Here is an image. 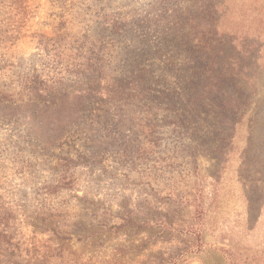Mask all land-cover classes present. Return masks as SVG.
I'll use <instances>...</instances> for the list:
<instances>
[{
  "label": "rangeland",
  "instance_id": "rangeland-1",
  "mask_svg": "<svg viewBox=\"0 0 264 264\" xmlns=\"http://www.w3.org/2000/svg\"><path fill=\"white\" fill-rule=\"evenodd\" d=\"M222 1L0 0V264H264V0Z\"/></svg>",
  "mask_w": 264,
  "mask_h": 264
},
{
  "label": "trees",
  "instance_id": "trees-1",
  "mask_svg": "<svg viewBox=\"0 0 264 264\" xmlns=\"http://www.w3.org/2000/svg\"><path fill=\"white\" fill-rule=\"evenodd\" d=\"M163 2V0H158ZM222 0H188V7L183 8L182 5L185 4V1L182 0H164L166 4L165 8L160 10L159 15L157 16L158 24L164 25V30H168L167 26H172L174 29H177L180 32L181 37H189L190 33L195 35L197 34L196 28H194V18H196L199 13L206 20V30L207 34L210 35L212 31V24L214 23V16L216 15L218 8L222 6ZM188 8V14L181 15V9ZM196 12L193 13L192 12ZM186 21V27L184 25L177 26L178 22H181V19ZM191 26V27H190ZM210 40V39H209ZM223 40V39H222ZM225 40H223L224 43ZM197 48V47H192Z\"/></svg>",
  "mask_w": 264,
  "mask_h": 264
}]
</instances>
